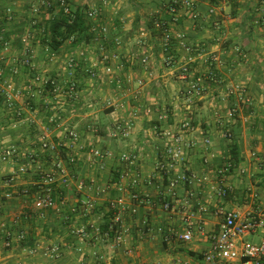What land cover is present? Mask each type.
<instances>
[{"label":"crops","instance_id":"0c3cea01","mask_svg":"<svg viewBox=\"0 0 264 264\" xmlns=\"http://www.w3.org/2000/svg\"><path fill=\"white\" fill-rule=\"evenodd\" d=\"M73 2L88 9L100 4ZM38 3L0 0V36L20 32L8 40L11 48L0 63L4 93L13 95H0V264H203L209 234L222 221L217 212L264 208V3L193 0L191 10L179 6L175 16L167 12L175 38L165 50L154 19L171 0H110L97 22L109 25L107 37L94 33L87 43L67 41L55 52L34 40L41 31L29 20ZM49 18L45 13L37 22ZM18 36L21 43L14 42ZM141 36L145 46L138 44ZM146 54L150 59L143 64ZM212 54L219 61L205 63ZM169 56L175 67L164 64ZM26 57L34 68L21 64ZM180 67H187L185 76ZM12 69L18 71L13 92L5 84ZM37 76L55 85L44 89ZM199 82L200 94L187 99L184 92ZM230 86L246 88L248 101L229 95ZM123 122L129 135L113 137ZM227 128L232 140L224 137ZM67 129L78 134L77 141L67 138ZM167 131L191 148L184 166L164 174L158 163L173 146ZM44 135L58 155L43 148ZM233 144L236 164L229 161ZM94 149L106 154L102 162L91 157ZM122 154L134 156L133 163L123 162ZM57 158L71 181L53 187L54 208L38 210L41 173ZM183 174L188 181L173 189L170 181ZM24 189L30 193L23 195ZM136 195L150 203L139 204ZM120 198L127 211L118 241L102 231L114 215L111 202ZM188 226L193 239L178 240ZM3 229L12 235L9 248ZM81 229L88 234L79 235Z\"/></svg>","mask_w":264,"mask_h":264},{"label":"built area","instance_id":"2783aa9c","mask_svg":"<svg viewBox=\"0 0 264 264\" xmlns=\"http://www.w3.org/2000/svg\"><path fill=\"white\" fill-rule=\"evenodd\" d=\"M221 2H226L228 0H219ZM54 2H57V6L64 11L65 14H69L73 11L72 6L69 3V0H41L36 6L33 7V17L39 18L42 7L46 10H49ZM264 3V0H263ZM110 4V0H100V4L95 7H91L86 11V14L89 19V26L93 33H97L100 36H108L110 33L109 25L99 24L97 25L98 20L103 16L105 10L108 9ZM184 7L188 10L193 9V0H171V4L169 5V13L172 16H175L178 10V7ZM9 12V10H8ZM173 21V20H171ZM39 22V21H38ZM37 22L33 20V25ZM170 21H156L154 20V26L161 30V41L165 50H168L172 42L175 38L172 29L170 27ZM43 33V30H40ZM178 39H181L180 35H177ZM24 42L27 43V38L24 39ZM140 46H145V41L143 40V36L138 43ZM184 45V44H183ZM0 46L2 49L0 51L2 54L0 55V63L3 61V54H6L10 48L11 44L8 41H4L3 37L0 36ZM51 60H55L56 57L54 54L50 55ZM105 59H110L109 56H105ZM149 55L146 54L142 57L141 63L148 64ZM208 61L218 62L219 59L215 55H210L209 57L204 58L205 63H209ZM21 64L25 67L34 68L35 65L32 62L31 57H26L22 60ZM164 64L168 67H175V61L173 57H168L164 60ZM76 66L75 63H71L70 67L74 69ZM188 71L187 67H180L178 72H180L181 76H185ZM17 69H12L9 76H7V80H5V84H7L8 90H13L12 81L14 76L17 74ZM87 74L91 77H95L96 73L93 70H87ZM107 73L112 72L111 67L106 68ZM3 69L0 66V80L3 78ZM35 81L44 86V89H47L51 86V82L48 78L43 79L37 76ZM142 82H140L141 84ZM4 84V83H3ZM0 82V95H6L8 99L13 97L12 93L5 94V90H3V85ZM55 85V84H54ZM202 85L200 82L198 84H193L184 92V96L187 99H192L194 95L200 94L202 91ZM70 91L76 92V83L71 84ZM18 94V93H17ZM229 95H237L239 94V99L243 101H248L247 90L244 87L240 86H230L228 88ZM238 107H233L230 111L231 116H235L237 114ZM166 115L163 114L162 117L165 119ZM183 128H188L189 124L185 123L182 126ZM130 125L127 122H123L118 125L116 132H113L112 136H121L127 137L129 135ZM66 135L69 140L77 141L78 134L72 130L67 129ZM165 135L169 136L172 139L173 146L168 148L165 151V154L162 159H160L158 166L162 173L168 174L169 171L178 167L184 166L188 159V151L191 146L183 143V139L181 135H173L171 131H167ZM47 136H43L42 146L44 149H50L57 155L58 149L55 145H50L46 138ZM224 137L232 140L233 133L227 128L224 132ZM9 155V152L3 156V160H6ZM106 154L104 151L99 149H94L91 152V157L95 159H99L100 162L104 159ZM121 160L123 162L133 163L134 156L129 154H122ZM22 171H26V169H22ZM42 183L38 184V188L36 190V200L35 207L38 210H47L55 207L54 197L52 196V190L55 185H66L71 179L70 175L67 172V167L63 164V162L57 158L53 161L52 166L44 170L41 173ZM189 177L186 174L182 176H176L170 181V186L174 189L181 182L188 181ZM71 181V180H70ZM82 187V184L79 185V188ZM29 190L24 189L22 191L23 195L29 194ZM218 193L220 196L225 197L227 195V189L224 187L219 188ZM11 195L7 194L6 198H10ZM134 199L138 201L139 204H149L150 198L148 196H134ZM162 206L165 210H170L172 205L164 201L162 202ZM111 208L113 210V226L114 229V237L116 239L121 240V232L118 229L119 224L121 223L122 216L127 211V205L123 198L115 200L111 202ZM217 215L221 216L222 221L219 223V227L217 230L211 232L209 234V242L210 247L209 250L203 254L202 260L203 264H264V208L253 209L246 212H241L238 210H220L217 212ZM2 228H0L1 230ZM2 233L5 237L4 245L5 247L12 246V235L6 230H2ZM79 235L86 236L88 232L85 229L79 230ZM106 236H110L109 234H105ZM178 240L182 242H190L193 239V232L191 228L188 226L183 232L177 234ZM252 238V240L250 239ZM178 264H188L178 263Z\"/></svg>","mask_w":264,"mask_h":264},{"label":"trees","instance_id":"16d2710c","mask_svg":"<svg viewBox=\"0 0 264 264\" xmlns=\"http://www.w3.org/2000/svg\"><path fill=\"white\" fill-rule=\"evenodd\" d=\"M41 0H38L40 2ZM263 2V0H261ZM70 5L72 6L73 11L69 14H65L62 9H60L57 5V2H54L52 7L49 10H46L42 7V10L40 12V17L44 16L45 13H49L50 18L47 21L41 20V22L36 23L38 31L43 30L42 35L41 32H36L34 35V40L40 41L45 47L49 49L50 52H55L61 46L67 42L70 41L72 45L79 46L82 45L84 42H89L93 37V32L90 29L89 26V19L86 14V11L88 10L87 5H79L75 4L73 0H69ZM170 5V3H169ZM170 7L167 5L166 8L162 10L163 13L160 15H157L154 20L156 21H170L172 17L168 14ZM168 12V13H167ZM39 17V18H40ZM9 17H7L8 19ZM32 17L29 22L39 19ZM33 19V20H32ZM9 20V19H8ZM14 31L5 34L4 41L10 40V37L13 35H19L20 32ZM17 33V34H16ZM19 33V34H18ZM155 35L161 36V30L159 28L155 27ZM21 43V36H18L17 39H15L14 42ZM229 161L232 164H236V162L239 159V152L238 148L235 144H233L229 149ZM53 152V151H51ZM54 153V152H53ZM231 159V160H230ZM6 198V197H4ZM112 214L107 217V221L104 225V229L102 231L103 235L106 233L110 236H114V227L113 226V220H112ZM117 264V263H115Z\"/></svg>","mask_w":264,"mask_h":264},{"label":"rangeland","instance_id":"374dc122","mask_svg":"<svg viewBox=\"0 0 264 264\" xmlns=\"http://www.w3.org/2000/svg\"><path fill=\"white\" fill-rule=\"evenodd\" d=\"M252 240V238H250Z\"/></svg>","mask_w":264,"mask_h":264}]
</instances>
